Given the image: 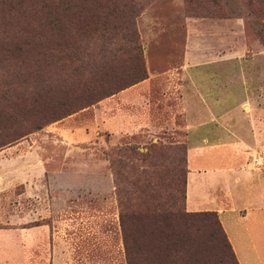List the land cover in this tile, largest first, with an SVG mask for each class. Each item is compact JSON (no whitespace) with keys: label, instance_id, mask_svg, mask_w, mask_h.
<instances>
[{"label":"rangeland","instance_id":"374dc122","mask_svg":"<svg viewBox=\"0 0 264 264\" xmlns=\"http://www.w3.org/2000/svg\"><path fill=\"white\" fill-rule=\"evenodd\" d=\"M48 1L0 0V107L17 111L15 120L0 117V264H126L118 200L138 211L184 209L189 136H203L213 119L207 97L220 99L229 123L240 97L264 102V0L118 6L109 19L116 24L126 11L146 78L47 121L65 106L62 93L48 95L47 76L61 84L66 49L42 39L39 51L11 34L41 21ZM118 35L108 46L120 72L132 62L120 55L127 44ZM204 160L196 155L190 163ZM188 232L197 260L178 256L179 263L236 264L211 216Z\"/></svg>","mask_w":264,"mask_h":264},{"label":"trees","instance_id":"16d2710c","mask_svg":"<svg viewBox=\"0 0 264 264\" xmlns=\"http://www.w3.org/2000/svg\"><path fill=\"white\" fill-rule=\"evenodd\" d=\"M132 2L133 0H50L42 5L41 21L31 26H19L11 34L12 37L36 44L39 51H43L41 45L46 43L45 40L40 41L42 39L62 43L66 49L60 51L61 84L58 83L60 80L56 82V75L50 73L47 76L48 95L62 93L58 102L65 106L58 113L47 116V121L146 78L135 31L123 15L127 14L126 11L118 13L121 19L116 24H111L109 19L114 16L118 6L127 5L131 8ZM128 12L131 13L132 10ZM117 34L127 44L124 49H120V55L126 54V60L132 62L120 72L116 68L119 55L108 46L109 39H116ZM126 46L130 47L131 52L127 51ZM119 75L121 77L117 78ZM1 94L4 99H10L8 90ZM73 94L76 95L69 97ZM0 117L15 120L16 108L11 104L1 106ZM186 170L185 160L184 185L182 190L180 188L184 209ZM171 205L163 204L156 211H138L130 205L123 206L118 200V222L126 264H181L177 260L178 256L189 263L195 262L196 253L189 250L193 240L188 228L196 219L204 216L213 218L237 264L214 211H185L172 209Z\"/></svg>","mask_w":264,"mask_h":264},{"label":"crops","instance_id":"0c3cea01","mask_svg":"<svg viewBox=\"0 0 264 264\" xmlns=\"http://www.w3.org/2000/svg\"><path fill=\"white\" fill-rule=\"evenodd\" d=\"M243 87L237 86L245 93ZM206 100L207 117L213 119L206 122L209 128L203 136L189 134L184 207L216 213L237 264H264V102L240 97L229 123L220 99ZM196 155L205 160L191 164ZM255 156L260 157L258 165L252 162ZM106 188L103 184L102 189ZM108 188L104 193L110 196ZM77 209L75 202L73 214L80 211ZM48 213L53 212L47 207ZM1 233L0 229V237Z\"/></svg>","mask_w":264,"mask_h":264},{"label":"built area","instance_id":"2783aa9c","mask_svg":"<svg viewBox=\"0 0 264 264\" xmlns=\"http://www.w3.org/2000/svg\"><path fill=\"white\" fill-rule=\"evenodd\" d=\"M252 162L253 164L258 165L260 163V157L259 156L252 157Z\"/></svg>","mask_w":264,"mask_h":264}]
</instances>
